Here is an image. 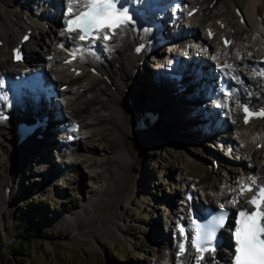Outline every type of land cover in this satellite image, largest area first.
Listing matches in <instances>:
<instances>
[{"label": "bare ground", "instance_id": "1", "mask_svg": "<svg viewBox=\"0 0 264 264\" xmlns=\"http://www.w3.org/2000/svg\"><path fill=\"white\" fill-rule=\"evenodd\" d=\"M187 1L190 5H194L193 7L196 9V12L191 17L185 19L186 26H202V21L198 19V16L199 14H205L207 11L205 10L206 7H204L203 4H199V0ZM59 2H62V5H65L71 2L76 3V0H60ZM59 2L57 0H51V2H48L47 0H0V41H3V44L7 49L9 48L11 50L12 47H20V49L24 51L23 47L25 44L20 43V38L25 34L22 30H35L33 32L35 37L38 34L37 31L39 28L43 31L46 27V30H48L50 34V38L48 37V41L44 44L40 61L43 65L51 67L49 74L52 77L57 78L54 79L56 81V89L62 83L68 85L66 89L67 91L72 92V94L80 95L82 93H88L92 95V98L89 100H80L73 109H71L72 107L69 109L66 106L65 109L69 110L70 113L67 114V116L62 115L61 110L56 107L57 103L55 101L48 104V107L45 110L42 109L41 111L39 107L35 117L38 118L40 124L33 136L41 133L43 139L35 140L32 136L28 141L19 144V146H17V139L12 135L13 132L4 134V132L9 129L6 127L9 122L5 123L4 120H0V147H2L3 153L6 155V160L8 161V168H6L5 176H3L5 184L4 186L0 185V215L3 212H6L7 207H5V205L13 196L14 188L11 186H16L20 173L18 169L28 166V159H31L32 162L36 161L39 163H44L51 159L53 155L50 154L49 149L52 148L51 146L53 144L48 148L49 146L47 145H49L50 142L49 138L53 137L52 134L55 129L69 120H77L79 130L86 131V133L92 128H101L103 131H107V134L112 137V142L107 141V144L104 146L100 155H96L94 151L89 148H79L72 142L69 144V147L72 148V153L67 152L62 156H57V160L63 161L68 158L67 156L73 155L77 157L79 161L82 162V165L88 170L93 169L95 167L94 165H97V168H108L113 162L121 161L124 165V169L120 174V177L123 178L124 176L131 175L130 177L134 179V175L135 177L138 176L141 171V164L144 156L154 155L155 149L167 150L172 144L175 145L177 149H180L176 140L174 141L171 139L172 142H174L172 144L168 143L169 137L166 134L165 129L160 127V124L167 123L173 125L180 138L178 141L180 145L185 146L186 148V145L188 146L190 145L189 143H191L196 151L199 150L196 146L200 144L199 142L203 138H210V136L214 135L221 140L220 137H222V135H217V132H219L218 129L221 125L222 129L228 128V123L221 121V125L217 127L212 126V123L216 120L213 118L215 116L209 115L205 106V108L201 107L202 102H193V100H199L202 93L205 97V92H203V88L205 87H202L201 85L207 84L208 86H212L213 80L211 78L212 76H210L211 74H216L217 77L224 75V79H232L233 77H238L240 69H249V71H255L257 68H259L260 71L264 69V64L259 62L264 58V22L259 23L257 21L262 28L261 32H259L257 29L260 27L257 28L258 23L253 17V5L255 2L253 0H235L234 6L235 8H241L240 18H243V23L248 27V33H245L246 46L238 49L234 53L230 51V47L227 50L221 45V47L215 48L206 37L204 39L196 38V40H198L208 52H212L211 56H208L213 62L212 65H210V68L208 65H203L201 62L198 64L196 60L192 59L188 63H182V66L180 65L181 59H179V61L175 60V62L173 61L171 64L170 69H173L172 71L175 70L176 73H182V79L177 81L175 79L164 77L163 79L161 78L157 80L155 84L153 83L151 78L154 77L155 74L150 76L151 73H149L148 70H144L143 67L148 50L145 48L137 53L135 51V45L151 38L158 32H160L164 38H170L167 28H169L168 26L173 20V17L171 14H165L163 16L165 21L162 23L161 28L153 29L151 26L146 25L143 21H139L138 19L125 28L116 31L113 34V38L106 44L93 41L86 43L82 46L83 52H78L76 54V61L66 67L68 70L73 68V71L70 74L62 76L58 74L59 71L55 66L65 68L59 62L60 60L58 61V58L60 57L56 52L60 54L62 61L68 57V55L61 53L56 48L60 39L63 38L60 29L57 27L62 23L63 18L59 14L58 16L55 15L56 12L52 14L45 9L47 6L55 7ZM17 4L21 7L27 5L31 8V11H26L23 8L18 7V13H16L14 12V9ZM255 13H257L256 9ZM46 15L48 17L51 16L49 20H46V22L43 23L46 26L42 23H38L37 18H43ZM154 16L158 18L156 14H154ZM11 18L12 20H10ZM146 18L149 19L148 13H146ZM178 27L180 26H177V28ZM209 29L210 28H208V30ZM224 30L225 26L220 32L221 36L225 35ZM20 33L21 36L17 39V35ZM185 37L193 39L194 35H185ZM69 49L71 50V48ZM151 53L158 54V50L155 49ZM7 54L8 53L3 55L6 56ZM3 55L1 58L4 59ZM8 55H10V52ZM31 57L34 58L35 61L39 60L34 54H32ZM170 57L171 56H169L168 59ZM57 61L59 63H57ZM4 62L5 59L4 61L0 60V72L6 69L3 65ZM225 67L227 70H224ZM159 69H161L160 71L168 70L167 67H161ZM85 71L86 77L83 82V79H79V77ZM93 71H95L96 75H93ZM157 76H159V74H157ZM238 80H240V82H236L235 80L232 84L234 96L228 100V105L230 106L229 114L231 115V122L229 125L238 131L239 136L243 140L242 142L245 145V148L239 146V150H241V152L245 151L246 157L251 160V158H256L254 157L256 153L254 150L255 145L260 143L264 146V118L249 121L248 123H242L240 120V114L238 113L237 102L247 96L243 90L244 86L247 87L248 85H252V90H255L260 96L257 98H255L256 96H247V100L250 101L249 104L257 105L262 103L264 101V92L262 91L264 87L257 82V77L253 79L254 82H250L244 78ZM47 81L50 82L51 80L48 78ZM138 82H140L139 85L144 88L145 92L139 87ZM163 82L167 84V86L164 87L165 98H160L157 94H160L161 92L157 93V90L161 88ZM181 86H186V90L185 92L178 93V88ZM213 91H215V89H213ZM150 92H154V94L152 95ZM214 93L217 92L215 91ZM173 98H176L175 101H173ZM134 99L137 102H135ZM222 102L226 103L224 99H222ZM173 103L174 105L171 106ZM40 104H44V101L40 100ZM144 104L146 106L145 108ZM140 108L143 110H140ZM129 109L133 110V113L145 111H152L154 114L156 113L157 121L152 124L153 128L150 126L144 130L136 128L135 119L132 117V114H130ZM235 109H237V111H235ZM206 116L209 117L206 118ZM198 118L201 119L198 120ZM160 119L163 121H160ZM181 122L186 123L182 124ZM144 124H147L146 120L144 121ZM188 124L192 125L191 128H188ZM55 133L56 131L54 132V135ZM90 134L91 132L87 137H89ZM263 150L264 148H261V152ZM261 154L263 156H260L259 160L251 162V164L249 163L250 165L248 164L250 167H245L244 170H238L242 173L252 175L250 179L247 178L243 182L246 183L249 181L254 185H264V153ZM66 166L67 172L72 174L71 177H79V175H81L80 179L85 177L82 171L79 170L80 167L77 166V164L75 166V164L69 163ZM50 167L53 166L51 165L49 168ZM203 170L206 174V169ZM224 170L226 173H230V175L235 172L234 168L229 166L224 167ZM54 171L53 168H50L43 172L47 181L55 176L56 171ZM205 176L207 177L205 185H202L201 187L200 182H197L196 184L200 195L204 198V201H206L203 204L210 205L211 203L217 204L220 202L230 208L238 203H244L245 199L249 196V194L239 193L240 186L236 190L233 189L235 187H231V184L228 185V183L223 184L220 187H215L214 184H212V178L214 175L209 173ZM241 182L242 181L240 180V183ZM0 183L2 184V182ZM109 184L113 185L112 187L115 189V184H112L110 178H108V182H106V185ZM209 193H212V197L208 195ZM129 198L130 196H124L123 202H128ZM179 202L178 208L172 219L173 222L180 218L182 212L187 214L189 211L190 206L185 202V199H181ZM101 203L102 199L100 196H97L92 204L89 202L86 203L85 206H89L91 211H93L97 210V207H99ZM2 215H4V213ZM118 218L119 217L116 213H108V223L114 227L113 229L111 228V231H108L112 236L123 233L121 227L116 224ZM74 219L75 216H73V220ZM155 223L157 224L156 221ZM164 225L166 226L167 232H161L160 237H156L157 240L159 238V244L161 243L159 246H162V250L164 251L160 253L162 255L155 257L152 264H188V257H176V248L174 247V239L176 238L173 236L175 234L174 225L171 224V221H168ZM151 231H154L153 226ZM152 236L154 238L155 235L153 234ZM166 237L170 239L169 242Z\"/></svg>", "mask_w": 264, "mask_h": 264}, {"label": "rangeland", "instance_id": "2", "mask_svg": "<svg viewBox=\"0 0 264 264\" xmlns=\"http://www.w3.org/2000/svg\"><path fill=\"white\" fill-rule=\"evenodd\" d=\"M199 1V4H203L206 7L205 10H207L203 14L204 16L202 14L198 16V19L202 21V26L205 22V25H212L216 30H219L220 25L217 20H223L228 26L226 33L229 34L228 36L232 41L230 51L235 53L238 49L246 46L245 39L248 27L240 28L241 25H235L236 20L233 14L235 0ZM253 1L255 2L253 8L259 7L257 9L258 13H254L253 16L255 21L264 22V0ZM193 6L191 5V8ZM18 7L21 6L17 4L14 12L18 13ZM21 8L26 11L29 10L28 6H22ZM59 8L60 3L55 7H45L49 13L54 14L56 12L55 15L57 16ZM237 8L241 10L240 7ZM47 18H51V16H47ZM39 21H42V24L45 22L43 19ZM259 23L258 26L256 25L257 28L260 27ZM193 28L196 29L199 36H203L202 27ZM44 29L42 31L39 28L35 37L33 33L35 30L28 33L30 38L23 47L27 53L25 54L26 57H31L34 54L39 60L42 58L44 44L50 38L46 27ZM259 29L257 30L260 31ZM22 32L25 31L22 30ZM20 36L21 33L17 35V39ZM212 44L215 47L218 45V41L214 40ZM3 46L2 41L0 60L4 61L5 59L4 68H8L9 65L10 69L11 64H6L9 63L10 58V55H8L9 48ZM171 50L176 51L177 48L169 44L159 48L158 54H153L154 59L150 57L144 62V70H148L149 73L162 72L159 68L167 67L168 51ZM2 53L8 54L4 56ZM56 54L60 57L58 52ZM2 55L4 59L1 58ZM59 60H61V57L58 58ZM262 61L264 62V59ZM55 68L58 69V74L62 76L72 72L60 66H55ZM85 73L86 71L79 77V79H83V82L86 77ZM241 74L243 75L242 78L254 82L255 77L252 76L254 74L251 71H245ZM50 76L48 75L49 79L52 80L53 77ZM257 77V82L264 87L262 76L257 75ZM87 78L89 79L88 76ZM54 79L57 78L54 77ZM139 84L140 82H138ZM251 86H244V93L247 96H256L255 98L260 96L255 90H252ZM142 89L145 92L144 88ZM262 91L264 92V89ZM247 96L243 100H247ZM91 98L92 95L88 93L74 95L66 89L59 94L56 107L61 109L63 116H67L70 113L69 110L65 109L66 106L73 109L80 100ZM135 102L137 101L135 100ZM141 108L140 110H143ZM228 109L226 108V111L217 110L213 113L222 116L229 123L230 116L225 117ZM160 121L163 120L160 119ZM218 123L221 125V122L216 121L212 126L217 127ZM191 126L188 125V128H191ZM228 126L226 129L221 128L217 134H221L225 141H229L231 147L215 143L214 137L209 140L203 138L199 142L200 144L196 146L199 149L196 151L191 143L188 146L184 144L186 148L180 145L178 142L180 138L173 125L160 124V127L165 129L169 137L168 143L172 144L176 140L180 149L172 144L174 147L170 146L167 150L155 149L154 155L144 156L141 171L138 176L135 177L134 175V179L130 177L131 175L120 177L124 169L121 161L113 162L108 168H97V165H94L93 169L88 170L77 157L72 155L63 162L66 165L73 163L76 166L77 164L85 177L81 179V175L71 177L72 174L66 172L65 168L67 166L53 158L47 163L53 166L56 176L47 181L43 174L46 163L32 162L31 159H28V166L18 169L20 173L16 186H11L14 188L13 196L5 205L7 210L3 212L4 215H2L3 213L0 215V264H152L155 257L162 255L160 253L164 251L162 246H159L161 244H159V238L157 240L156 237H160L161 232H167L165 223L168 221H171V224L173 223L172 219L179 205H177V201L178 199L180 201L181 197H185V190L192 191L195 196L198 195L200 192L196 184L200 182L201 187L205 185L207 179L205 175L209 173L214 175L212 184L215 187L228 183V185L231 184V187H235L233 188L235 190L241 184L240 180L252 177L251 174L242 173L238 170H244L245 167H250L251 162L259 160V157L263 156L261 153H264V150L261 152V148H264V146L259 149L255 145L257 148L254 147L256 151L254 157L256 158L250 160L246 157L245 151H239V146L245 148L242 138L232 126ZM9 132L12 131L9 129L5 131V133ZM90 132L92 137H87ZM107 133L101 128H92L87 133L81 130L74 135L73 143L79 148H89L96 155H100L107 141L112 142V137ZM56 137L54 136L49 140H60L59 136ZM171 139L174 141L172 142ZM232 146L235 147L232 148ZM229 148H231V151H229ZM216 149L219 151H216ZM225 150L230 152L231 158L222 156L221 153H224ZM6 158L2 147H0L1 186L5 184L3 176H5L6 168H8ZM213 160H216L217 168L211 164ZM227 166L234 168L235 172L231 175L226 173L224 167ZM203 169H206V174ZM108 178H110V181L112 180V184H115V189L112 187L113 185H106ZM208 195L211 196V194ZM97 196H100L102 203L99 207L96 206L97 210L91 211L90 207L85 205L89 202L92 204ZM124 196H130L129 201L126 203L123 202ZM108 213L118 215L119 218L116 220V224L121 227L123 233L116 236L109 234L108 231H111V228L114 227L108 223ZM73 216H75V221ZM152 226L154 231H151ZM114 231L116 232L115 229ZM153 234L155 235L154 238ZM166 238L168 239V237ZM14 251H17L18 255H13L12 252Z\"/></svg>", "mask_w": 264, "mask_h": 264}, {"label": "trees", "instance_id": "3", "mask_svg": "<svg viewBox=\"0 0 264 264\" xmlns=\"http://www.w3.org/2000/svg\"><path fill=\"white\" fill-rule=\"evenodd\" d=\"M13 255H18L17 251L12 252Z\"/></svg>", "mask_w": 264, "mask_h": 264}]
</instances>
